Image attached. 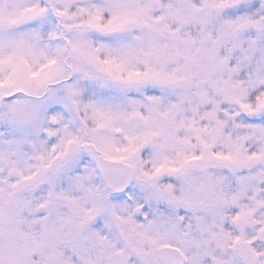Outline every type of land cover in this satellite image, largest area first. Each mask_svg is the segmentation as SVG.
Listing matches in <instances>:
<instances>
[{"label":"snow or ice","instance_id":"6c2138e0","mask_svg":"<svg viewBox=\"0 0 264 264\" xmlns=\"http://www.w3.org/2000/svg\"><path fill=\"white\" fill-rule=\"evenodd\" d=\"M0 264H264V0H0Z\"/></svg>","mask_w":264,"mask_h":264}]
</instances>
